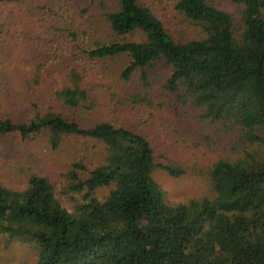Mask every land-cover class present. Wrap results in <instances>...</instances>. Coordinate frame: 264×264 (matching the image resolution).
Wrapping results in <instances>:
<instances>
[{"label":"trees","instance_id":"1","mask_svg":"<svg viewBox=\"0 0 264 264\" xmlns=\"http://www.w3.org/2000/svg\"><path fill=\"white\" fill-rule=\"evenodd\" d=\"M92 1L103 9L94 15L104 17L109 40L88 22L89 57L127 55L122 79L141 72L143 83L148 66L166 63L167 87L231 132L234 153L213 162L211 195L174 202L155 177L152 142L139 131L109 121L82 125L51 108L22 119L0 115V137L45 134L57 147L63 135H80L99 140L106 152L91 169L73 164L69 191L83 193L73 210L44 174H31L23 189L0 180V237L33 247L34 264H264V0H231L237 14L214 0H176V9L202 28L190 40L175 38L146 0ZM87 69L72 67L62 87L50 82L61 106L93 105L83 86ZM34 81L40 83L38 74ZM162 166L173 176L183 173ZM104 187L111 189L100 198Z\"/></svg>","mask_w":264,"mask_h":264},{"label":"rangeland","instance_id":"2","mask_svg":"<svg viewBox=\"0 0 264 264\" xmlns=\"http://www.w3.org/2000/svg\"><path fill=\"white\" fill-rule=\"evenodd\" d=\"M146 1L175 38L190 40L203 35L199 25L176 9V0ZM214 2L239 13L231 0ZM94 13L100 15L103 9L92 0L0 2V115L22 119L37 109L51 108L82 125L109 121L139 131L152 142L159 164L155 177L170 200L183 202L211 195V166L220 155L234 153L229 142L232 133L203 118L200 108L183 100L179 90L167 87L171 69L166 63L148 66V82L143 83L141 72L130 81L122 79L130 61L127 55L91 59L86 53L94 45L88 22L93 21L103 40L108 33L104 17ZM72 67L79 72L88 68L83 86L91 97V107L69 109L53 95L52 83L62 87ZM37 74L40 83L34 81ZM135 93L140 97L133 99ZM105 155L102 142L80 135H63L53 147L49 135L23 139L18 133L8 134L0 137V180L10 188L23 189L31 174H44L54 183L61 202L73 210L83 195L69 191L73 164L83 161L91 169ZM162 164L182 168L183 173L173 176ZM110 189L101 188L97 195L103 198ZM35 260L36 250L29 244L0 237V264H34Z\"/></svg>","mask_w":264,"mask_h":264}]
</instances>
